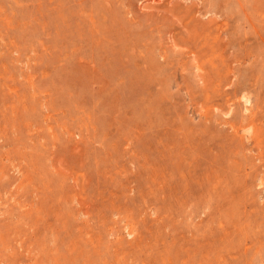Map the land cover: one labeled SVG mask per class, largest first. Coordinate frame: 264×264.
I'll use <instances>...</instances> for the list:
<instances>
[{
	"label": "rangeland",
	"instance_id": "374dc122",
	"mask_svg": "<svg viewBox=\"0 0 264 264\" xmlns=\"http://www.w3.org/2000/svg\"><path fill=\"white\" fill-rule=\"evenodd\" d=\"M0 264H264V0H0Z\"/></svg>",
	"mask_w": 264,
	"mask_h": 264
},
{
	"label": "bare ground",
	"instance_id": "6f19581e",
	"mask_svg": "<svg viewBox=\"0 0 264 264\" xmlns=\"http://www.w3.org/2000/svg\"><path fill=\"white\" fill-rule=\"evenodd\" d=\"M259 126L257 125L256 129L258 128ZM262 132V131H261Z\"/></svg>",
	"mask_w": 264,
	"mask_h": 264
}]
</instances>
